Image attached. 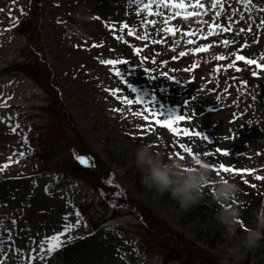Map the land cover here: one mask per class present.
Listing matches in <instances>:
<instances>
[{"label":"rangeland","instance_id":"rangeland-1","mask_svg":"<svg viewBox=\"0 0 264 264\" xmlns=\"http://www.w3.org/2000/svg\"><path fill=\"white\" fill-rule=\"evenodd\" d=\"M184 2L189 11L201 14L185 20L171 8L161 7L159 11L176 28L175 35H165L163 15L149 16L143 9L137 12L148 0H0V69L7 70L0 72V264H187L178 245L143 228L138 209L164 221L175 239L191 242L197 231L211 225L186 220L184 214L199 203L223 207L211 183L222 178L234 180L240 187L229 203L240 210V216H246L244 231L231 229L235 242L228 250L210 252L199 246L194 264H244L245 260L247 264H264V256L255 254L256 250L264 252V242L250 246L245 241L248 228L254 226L252 210L264 202V179H257L264 176V70L258 67L264 63V0H251V7L244 0H220L223 10L213 9V0H200L206 11L194 7L193 0ZM21 8L33 13L38 8L33 18L37 19V31L31 30L28 38L57 79L67 117L61 115L60 101L51 104V94L35 80L10 69L32 52L29 39L8 27ZM148 19L156 24L147 26L148 38L141 40L146 27L143 21ZM124 22L139 36L120 30ZM108 24L118 27L110 30ZM212 24L224 27L214 29L215 34L202 35ZM189 30L193 36L186 35ZM113 31L119 33V39ZM193 39L195 46L209 43V50L181 57L179 53L190 49ZM225 39L233 43L225 46ZM213 40L220 43L212 44ZM245 41L248 43L241 48ZM94 42L98 46H93ZM217 54L225 59H218ZM237 54L249 56L257 66L238 61L239 72L225 70L223 65ZM104 59L121 63L105 65L100 62ZM193 64L197 66L193 68ZM217 64L221 65L219 72ZM114 67L119 68L123 80L112 71ZM241 80L247 83L241 84ZM125 96L130 102L122 99ZM173 113L187 118L172 123L181 133L188 128L189 134L177 136L166 125L156 123ZM196 132L202 136L193 135ZM76 135L81 140L75 146ZM40 140L44 150L39 148ZM143 143L165 159L186 164L196 161L180 147L184 144L200 153L206 163L256 172L218 174L212 169L202 200L182 208L169 193L160 194L142 182L135 152ZM217 148L227 149V154ZM81 152L105 162L98 172L104 174L102 169H107L111 177H119L122 187L109 186L102 178L77 182L58 178L59 174L51 177L48 171L61 168L64 160ZM205 152L214 154L205 156ZM107 153H111L109 158H128L131 164L114 168L115 162L105 161ZM45 162L47 173L38 174ZM255 198L261 199L259 205H254ZM74 201H80V216ZM109 209L112 212L107 215ZM113 214L116 217L111 218ZM77 219L81 221L78 227ZM65 224H73V228L62 237V246L51 254L42 252L46 245L40 241Z\"/></svg>","mask_w":264,"mask_h":264},{"label":"trees","instance_id":"trees-1","mask_svg":"<svg viewBox=\"0 0 264 264\" xmlns=\"http://www.w3.org/2000/svg\"><path fill=\"white\" fill-rule=\"evenodd\" d=\"M40 2H38L39 4ZM30 8V7H29ZM38 8L34 9V13L31 10H25L20 17H18L19 22L16 24L17 32L24 34L25 38L27 39L31 33V30L33 33L37 31L36 29V20L33 19L37 16ZM27 43H30L29 49L32 51L30 56H25L24 59L20 62H17L13 64L10 69L18 71L25 76L31 77L33 80H35L40 87H42L46 92L51 94V104H53L55 101L61 102V115L64 117L66 115L65 111V105L60 98L58 87H57V79L54 76L52 70L49 68L47 63L44 61V59L39 56L36 51L33 50L32 44L34 43L31 41L30 38ZM7 70H2L1 72H6ZM67 119V118H66ZM73 127V126H72ZM73 131H75L73 129ZM81 139L76 135L75 139V146L79 144ZM42 147L40 146V150H44L45 145L41 142ZM61 149V148H60ZM111 153H107V160H105L108 163H111V160L115 162L117 165L114 168H123L127 164H131L128 158H120V157H110ZM42 158H44L43 155H41ZM61 168H55L59 171L65 173V175L70 174L73 177L85 180V178L93 179L92 181H99L101 178L108 179V171L107 169H102L104 171V174L101 172H98L99 165H104L105 162H101L99 159L96 160V167L93 166H80L78 163L73 160L72 158H68V160H64L61 163ZM44 165H47V162H45ZM141 174V173H137ZM87 179V180H90ZM90 183L93 187L95 186L91 180L87 181ZM130 204L134 207L137 206L134 202ZM255 205L259 204V200L256 199L254 201ZM221 208L217 205H213L212 208H208L202 204L198 205L197 208H194L191 211H188L184 214V218L186 220H199L200 223L209 222L210 227L203 228L200 231H197L194 240L198 243H200V246H205L209 250H218V249H224L229 248L232 246L234 239L233 236L235 234L231 231L233 230H240L241 225L243 223H238L234 227H230L223 223L217 216L218 210ZM139 214H142V217L144 219V226L147 231L150 232V234L157 236V237H164L166 240L171 241L175 244V246L182 250L183 259L187 264H194L197 259V249H199V245H196L194 241L188 242L184 239L177 240L173 237V235L169 232L167 229V225L159 220L157 217H154L151 215L148 211L144 214L142 212V209H138ZM254 211V209L252 210ZM246 217H240L239 219L244 222ZM242 230V229H241ZM264 238V237H263ZM178 245V246H177ZM194 260V261H193Z\"/></svg>","mask_w":264,"mask_h":264},{"label":"snow or ice","instance_id":"snow-or-ice-1","mask_svg":"<svg viewBox=\"0 0 264 264\" xmlns=\"http://www.w3.org/2000/svg\"><path fill=\"white\" fill-rule=\"evenodd\" d=\"M133 3L136 2V0H132ZM244 2L246 4L249 5V7H251V0H244ZM153 4L156 5V10L155 13L153 12ZM193 5L194 7L201 9V10H207L205 4L200 3V0H193ZM163 7L164 9H169L171 8L175 14V16L177 17H183L185 20H187L189 17H194V16H199L201 13L198 12H193V11H189L188 10V5L184 2V0H148V3L146 4H141L139 8H137V12H140L141 9H143L144 11L147 12V14L149 16H152L153 14L155 15H163L164 16V24L165 27L163 29V34H176V28L174 26V24H169V18L167 15H165L164 13H161L159 11V9ZM211 7L213 9L216 8H220V9H224L225 5L220 2V0H213V3L211 5ZM23 8H21V12L23 13ZM217 16L220 15L219 12L216 13ZM19 20L17 18L16 23H18ZM143 23L145 24V32L143 36H139V33L136 32V29L134 27H129L127 22H124L123 24V28L120 29L122 31H125L126 34L130 35V36H139V38L141 40H147L148 38V32H147V26L149 25H155L156 24V20L154 19H148L146 21H143ZM14 25L10 24L8 25V27H12ZM261 26L264 27V21L261 22ZM107 27L112 30L114 28H117L118 25H113V24H108ZM219 27H224L223 25H217V24H212L209 26L208 31L206 33H203L202 35L207 36L209 33L215 34L213 32L214 29H217ZM227 30V29H226ZM112 35L114 37H116L117 39H119V33L117 31H113ZM186 35L188 36H193L194 33L189 30L186 32ZM157 41H153V43H156ZM160 43H164V40H160ZM220 43L219 40H213L212 44H217ZM233 43V41H229L227 39H225L223 41V44L225 46L229 45ZM248 42L245 41L243 44L240 45L241 48H243L245 46V44H247ZM189 44L193 45L190 49H186L185 51H182L179 53V55L182 57L184 55H186L188 52L190 53H195V54H201L202 52H206L209 50L210 48V44L206 43V42H201L199 44V46H195L196 41L195 39L190 40ZM93 46H98V42H94ZM171 46V45H170ZM135 47V50L137 52H140V48L139 47ZM176 57H173V59H175ZM217 58L218 59H225V57H223L222 54H217ZM238 61H246L247 64L249 66H257V61L251 59L249 56L247 55H240L237 54L235 56V59L231 62V63H227L223 65V68L226 70L228 68H235L237 72H239L241 70V68L238 66L237 62ZM101 63L105 64V65H117L119 63H121V61L116 60V59H104L100 61ZM164 63H167V61H164ZM197 65L193 64V68H195ZM259 69L264 70V63H260L258 64ZM189 71H192V69H188ZM221 70V65L217 64L216 66V71L219 72ZM112 71L121 78V80H123V78L120 76V70L119 68H112ZM253 75H256V73L254 72ZM173 80H175V77H172ZM241 84H246L247 81L246 80H241L240 81ZM110 91H113L114 93L119 92V89H110ZM122 99L125 102H130L128 100V97H122ZM136 100L139 102H144L142 101L139 97H136ZM117 111H120V109H116ZM145 119H147V117H144ZM185 119H187L185 116L179 115L178 113H173L167 116V119H162V120H158L156 123L157 124H161V125H166L167 129L170 130L171 133L176 134L177 136H181V135H186L189 134L190 130L188 128H184L183 132L181 133L180 129H178L177 127L173 126L172 121H184ZM16 129H13V131H15ZM193 135L195 136H202L201 132H196L193 133ZM180 147L182 149H184L187 153L191 154L195 159L197 163H201L202 160L200 159V153H196L193 151V149L189 148L187 145L181 144ZM217 152H221L224 154H227V149H220L217 148L216 149ZM214 153H210V152H205L203 153V155L205 156H211ZM21 156L24 155L23 152L20 153ZM175 155L179 156L180 159H184V156H182L180 153H176ZM77 159L81 162V163H89L88 158L86 156H78ZM7 165H5L6 167ZM208 166L215 170L218 174H220L221 172L223 173H252L255 174L256 170L253 168H240V167H233L229 164H225V163H216V162H212V163H208ZM224 179L225 182H227L226 178H222ZM257 179H264V176H257ZM247 183V181H245ZM109 183H111V181H109ZM211 183H215V181H212ZM254 186V185H253ZM215 190V189H213ZM45 191H47V188H45ZM235 199V197L233 198ZM77 216H80V212L77 211L76 213ZM239 222L242 223V221L239 219ZM81 223V221L79 219L75 220V226H79ZM86 226V225H85ZM73 228V224H65L62 230H56L54 233H51L49 235H47L44 240H41L40 243L41 245H46V248H42L41 251L42 252H46L47 254H51L53 253L55 250L59 249L62 246L63 240L62 237L65 236V233H68L70 229ZM66 239H72L71 236H67Z\"/></svg>","mask_w":264,"mask_h":264},{"label":"clouds","instance_id":"clouds-1","mask_svg":"<svg viewBox=\"0 0 264 264\" xmlns=\"http://www.w3.org/2000/svg\"><path fill=\"white\" fill-rule=\"evenodd\" d=\"M135 163L142 172V182L149 189L163 194L169 193L178 201L182 208H188L202 196L204 188L212 180V169L208 163L202 161L186 164L179 159H165L163 155L153 149L148 143L136 148ZM215 197L224 206L218 210V218L230 227L239 223L240 210L229 203L240 191L239 185L227 179L216 180L214 183ZM254 226L249 227L245 241L256 245L264 237V202L254 210Z\"/></svg>","mask_w":264,"mask_h":264}]
</instances>
